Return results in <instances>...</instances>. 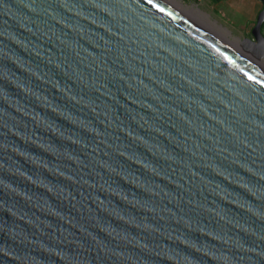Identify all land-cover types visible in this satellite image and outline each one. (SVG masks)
Listing matches in <instances>:
<instances>
[{"label":"water","instance_id":"1","mask_svg":"<svg viewBox=\"0 0 264 264\" xmlns=\"http://www.w3.org/2000/svg\"><path fill=\"white\" fill-rule=\"evenodd\" d=\"M260 1L0 0V264H264Z\"/></svg>","mask_w":264,"mask_h":264},{"label":"crops","instance_id":"2","mask_svg":"<svg viewBox=\"0 0 264 264\" xmlns=\"http://www.w3.org/2000/svg\"><path fill=\"white\" fill-rule=\"evenodd\" d=\"M203 3L204 7L201 4L198 7L207 9L217 23L239 40L251 37L257 16L262 10L260 0H204ZM262 33L264 36L263 29Z\"/></svg>","mask_w":264,"mask_h":264},{"label":"bare ground","instance_id":"3","mask_svg":"<svg viewBox=\"0 0 264 264\" xmlns=\"http://www.w3.org/2000/svg\"><path fill=\"white\" fill-rule=\"evenodd\" d=\"M164 3L170 5L173 9H175L177 12H179L181 15L193 20L194 22L198 23L200 26H202L204 29H206L208 32H210L215 37L219 38L220 40L226 42L227 44H230L234 46L235 48H238L243 53H248V51H245L242 49V47L237 46L236 42L229 41L222 31L218 27H214L207 17L202 14L198 9L194 7H188L182 4L179 0H161ZM242 46V44H241ZM257 66L264 71V60L260 58L256 61Z\"/></svg>","mask_w":264,"mask_h":264},{"label":"rangeland","instance_id":"4","mask_svg":"<svg viewBox=\"0 0 264 264\" xmlns=\"http://www.w3.org/2000/svg\"><path fill=\"white\" fill-rule=\"evenodd\" d=\"M182 4L186 5L185 3H182ZM204 6H205V3L201 4V7H204ZM188 7H189V6H188ZM197 8H198V10H199L202 14H204V15L207 17V19L209 20V22H210L214 27H218V28L222 31V33L224 34V36H225L229 41H231V42H233V43L236 42V43H237V44H236L237 46L242 47V46H241V43H242L243 40H241V39H240V40L237 39V38L234 37L232 34H230L229 31H228L227 29H225L221 24L217 23V22L214 20L212 14L209 13L207 9H205V8H199L198 6L196 7V9H197ZM262 59L264 60V57H263Z\"/></svg>","mask_w":264,"mask_h":264},{"label":"built area","instance_id":"5","mask_svg":"<svg viewBox=\"0 0 264 264\" xmlns=\"http://www.w3.org/2000/svg\"><path fill=\"white\" fill-rule=\"evenodd\" d=\"M181 3H185V6L196 8L204 2V0H179Z\"/></svg>","mask_w":264,"mask_h":264},{"label":"trees","instance_id":"6","mask_svg":"<svg viewBox=\"0 0 264 264\" xmlns=\"http://www.w3.org/2000/svg\"><path fill=\"white\" fill-rule=\"evenodd\" d=\"M214 1H219V0H214ZM262 29L264 30V23H263V25H262Z\"/></svg>","mask_w":264,"mask_h":264}]
</instances>
